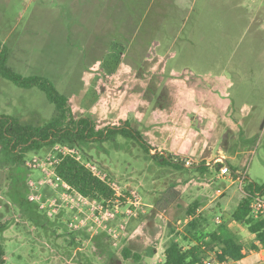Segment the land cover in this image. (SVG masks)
Wrapping results in <instances>:
<instances>
[{
	"label": "rangeland",
	"instance_id": "obj_1",
	"mask_svg": "<svg viewBox=\"0 0 264 264\" xmlns=\"http://www.w3.org/2000/svg\"><path fill=\"white\" fill-rule=\"evenodd\" d=\"M4 47L8 66L48 78L76 115L89 114L99 127L129 118L160 154H211L202 171L162 166L120 135L85 146L79 158L141 202L138 216H117L107 228L89 218L88 206L79 211L60 202L61 187L36 184L47 178L53 150L29 152L21 165L0 158L3 264H159L168 240L184 229L190 204L214 215L210 228L217 227L249 182H264V0H0ZM54 114L38 87L0 76V115L43 125ZM218 154L230 169L225 176L206 164ZM171 186L175 200L155 211ZM51 198L58 206L50 215L41 204ZM75 215L86 220L78 229L70 226ZM228 226L248 252L222 264H264L249 254L247 228ZM125 246L140 259L125 258ZM205 261L217 264L214 254Z\"/></svg>",
	"mask_w": 264,
	"mask_h": 264
},
{
	"label": "trees",
	"instance_id": "obj_2",
	"mask_svg": "<svg viewBox=\"0 0 264 264\" xmlns=\"http://www.w3.org/2000/svg\"><path fill=\"white\" fill-rule=\"evenodd\" d=\"M7 60L8 52L4 47L0 50V76L22 88L38 87L54 104L55 114L43 125L24 123L18 117L0 115V158L4 161L21 165L24 164L25 156L29 152L48 149V153L57 145L75 148L81 152L91 142L101 143L120 135L135 140L162 166L187 168V160L190 157L160 154L158 148L144 138L129 118L118 119L113 124L99 127L89 114L76 115L70 98L59 93L48 78L40 75H21L7 65ZM108 71L110 75L114 73L113 69ZM56 158L57 163L54 164L53 170L60 181L67 183L70 188L85 197L109 203L115 200L114 190L108 181L95 175L75 155L57 152ZM190 165L202 171L206 169L204 161L199 164L192 162ZM172 189L171 186L157 200L155 211L164 210L163 204H172L176 195ZM247 190L249 194L253 191L264 193V182L262 184L249 182ZM250 199L249 195L242 194L235 209L232 212H224L221 222L212 228L210 226L214 215L197 213L199 204L194 201L186 208L185 214L189 219L184 229L168 240L163 250V260L159 264H204L211 254L215 255V260L219 264L242 259L248 249L229 228L228 224L231 221L245 226L252 235L250 250H264V219H254L250 216ZM4 228L5 224L0 223V235ZM178 236L186 243V247L178 241ZM122 253L125 258L140 259V255L132 252L127 246L122 249ZM4 255L5 250L0 236V264L4 263Z\"/></svg>",
	"mask_w": 264,
	"mask_h": 264
},
{
	"label": "built area",
	"instance_id": "obj_3",
	"mask_svg": "<svg viewBox=\"0 0 264 264\" xmlns=\"http://www.w3.org/2000/svg\"><path fill=\"white\" fill-rule=\"evenodd\" d=\"M53 152H55V156H50L48 159V164L50 165V169H44L45 174L47 176L46 179H43L39 182H35L36 184L43 185L47 184L52 187H61L63 189L61 193V201L60 202H71L78 206L79 211L82 210V206H88L89 211V218L92 219L94 222L98 223L99 225H103L104 228H107V222H111L117 218V216L124 217H136L142 211L141 202L139 200V196L133 191L129 190L127 192L128 196H124V194L119 190V186L115 182H111L109 178L106 177L105 174H102L97 167L92 164L91 162L83 161L85 166L88 167L95 175L100 177L101 179L107 180L109 186L114 190L115 193V200L112 203L99 201L97 199H91L89 197H85L72 188L70 186L59 180V178L55 175L53 166L57 163L56 153L60 152L62 154H73L78 159L79 158V150L75 148H68L62 146H55ZM81 160V159H80ZM199 159H189L187 160V164H191L192 162H199ZM217 165L219 175L225 176L230 172L229 166L226 164V159L224 155L218 154L215 156L211 163L207 162V165ZM36 159L33 160L32 166H36ZM244 176L238 177L240 185L242 184V179ZM30 184L34 185V182L30 181ZM245 195H249L250 199V216L254 219H264V193L261 191H253V193H246ZM30 199H40L38 196L33 195L30 196ZM60 205V204H59ZM56 206H58L57 199L51 198L48 200V203L41 204V207H49L51 211L48 212L50 215L52 212L56 210ZM86 224V220L83 217H79L75 215L73 222L70 226L73 229H78ZM123 227L122 224L119 225ZM113 237H117V233L113 232L111 229L109 231ZM113 232V233H112ZM205 264H211V261H205ZM219 264V263H217Z\"/></svg>",
	"mask_w": 264,
	"mask_h": 264
},
{
	"label": "crops",
	"instance_id": "obj_4",
	"mask_svg": "<svg viewBox=\"0 0 264 264\" xmlns=\"http://www.w3.org/2000/svg\"><path fill=\"white\" fill-rule=\"evenodd\" d=\"M161 149H162L161 147L158 148L159 151H161ZM208 154H211V151H209V150H202L200 152V154H198L197 152H195L194 155H193V158L196 159L198 156H206ZM218 191L220 192V190H218ZM263 251L264 250H260V251L251 250L249 254H256L258 258L264 260V258L261 257V255L264 253Z\"/></svg>",
	"mask_w": 264,
	"mask_h": 264
},
{
	"label": "flooded vegetation",
	"instance_id": "obj_5",
	"mask_svg": "<svg viewBox=\"0 0 264 264\" xmlns=\"http://www.w3.org/2000/svg\"><path fill=\"white\" fill-rule=\"evenodd\" d=\"M162 96L165 97V96H164V91L161 92V93L159 94V96H158L157 99H159V100L162 99ZM221 141H223V139H221ZM224 142H225V141H223V143H224ZM199 160H200V161H203V159H201V158H200ZM200 161H199V162H200ZM206 164H207V163H206Z\"/></svg>",
	"mask_w": 264,
	"mask_h": 264
},
{
	"label": "water",
	"instance_id": "obj_6",
	"mask_svg": "<svg viewBox=\"0 0 264 264\" xmlns=\"http://www.w3.org/2000/svg\"><path fill=\"white\" fill-rule=\"evenodd\" d=\"M198 158H201V159H202V158H204V156H198L197 159H198ZM263 252H264V251H263Z\"/></svg>",
	"mask_w": 264,
	"mask_h": 264
}]
</instances>
